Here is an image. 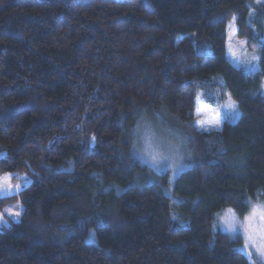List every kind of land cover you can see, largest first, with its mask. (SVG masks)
Instances as JSON below:
<instances>
[{"label":"trees","instance_id":"obj_1","mask_svg":"<svg viewBox=\"0 0 264 264\" xmlns=\"http://www.w3.org/2000/svg\"><path fill=\"white\" fill-rule=\"evenodd\" d=\"M232 16L256 72L228 58ZM213 80L239 115L204 131ZM263 87L264 2L0 0V173L30 181L0 197L24 205L0 264H250L216 220L264 196ZM141 124L183 140L173 183L140 160Z\"/></svg>","mask_w":264,"mask_h":264},{"label":"rangeland","instance_id":"obj_2","mask_svg":"<svg viewBox=\"0 0 264 264\" xmlns=\"http://www.w3.org/2000/svg\"><path fill=\"white\" fill-rule=\"evenodd\" d=\"M261 2L264 0H253L255 4ZM226 37L227 55L230 61L247 72L258 71L259 43L238 35L236 16H232L227 24ZM253 57L258 59L253 60ZM214 82V86H206V90H201L198 94L200 107L197 110V126L204 131L219 130L225 118L235 120L239 115L237 103L228 92H221L216 80L212 81ZM208 99L210 102L214 101L213 105L209 104ZM232 102L236 105L235 109L228 107ZM233 113H236L234 119L230 118ZM136 132L139 136L136 150L142 163L159 172L167 171L171 183L188 168L189 162L182 146L183 140L177 134L146 124L138 126ZM29 182V178L24 174L0 173V197L17 195ZM16 185L20 187L16 188ZM249 205L248 212L243 216L232 207L225 208L217 216L216 222L223 232L242 237L243 242L239 249L246 255L250 264H264V219H261L264 217V196L256 197ZM23 211L24 205L21 199L12 198L10 203L0 210V230L13 222L20 221ZM17 212L18 216L15 215Z\"/></svg>","mask_w":264,"mask_h":264},{"label":"snow or ice","instance_id":"obj_3","mask_svg":"<svg viewBox=\"0 0 264 264\" xmlns=\"http://www.w3.org/2000/svg\"><path fill=\"white\" fill-rule=\"evenodd\" d=\"M256 59H258V57H253V60H256ZM228 107L230 108V109H235L236 108V105H235V103L234 102H232V103H230L229 105H228ZM236 117V113H233L232 114V116L230 117V118H232V119H234ZM20 187V185H16V188H19ZM6 211H8V210H6ZM15 215H19V213L17 212ZM261 219H264V217H261Z\"/></svg>","mask_w":264,"mask_h":264}]
</instances>
